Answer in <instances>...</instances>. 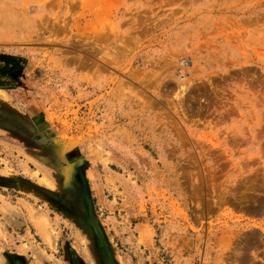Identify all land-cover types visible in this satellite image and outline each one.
Returning <instances> with one entry per match:
<instances>
[{"label":"rangeland","instance_id":"374dc122","mask_svg":"<svg viewBox=\"0 0 264 264\" xmlns=\"http://www.w3.org/2000/svg\"><path fill=\"white\" fill-rule=\"evenodd\" d=\"M0 52V264H264V0H0Z\"/></svg>","mask_w":264,"mask_h":264},{"label":"trees","instance_id":"16d2710c","mask_svg":"<svg viewBox=\"0 0 264 264\" xmlns=\"http://www.w3.org/2000/svg\"><path fill=\"white\" fill-rule=\"evenodd\" d=\"M0 59L6 61L5 63L0 65V76L11 75V72L16 69H22L23 67L19 62V60H23V58H21L20 56L0 52ZM0 85H3L1 80Z\"/></svg>","mask_w":264,"mask_h":264},{"label":"flooded vegetation","instance_id":"af4514ba","mask_svg":"<svg viewBox=\"0 0 264 264\" xmlns=\"http://www.w3.org/2000/svg\"><path fill=\"white\" fill-rule=\"evenodd\" d=\"M16 70L18 71L17 73H15L16 72ZM16 70H14L13 72H11V75H7L9 78H13L14 80H15V83L13 84V85H7V88L6 89H11V88H13L14 86L16 87V84H17V82H18V79H16V78H18V73H19V70L20 69H16ZM22 70V69H21ZM3 76H6V75H3ZM1 77V76H0ZM2 79H4V78H2ZM1 78H0V80L2 81V83L3 84H5L4 82H5V80H2ZM9 264H24L23 262H22V259L21 258H17V257H14V256H12L10 259H9Z\"/></svg>","mask_w":264,"mask_h":264},{"label":"water","instance_id":"95a60500","mask_svg":"<svg viewBox=\"0 0 264 264\" xmlns=\"http://www.w3.org/2000/svg\"><path fill=\"white\" fill-rule=\"evenodd\" d=\"M88 214H89V218H90V219L93 218V217L91 216V208H90ZM89 218H88V219H89ZM93 219H94V218H93ZM94 220H95V219H94ZM90 223L93 225V228H94L95 232H97L99 238L102 239L101 232H100L99 227H98V225H97V223H96V220H95V221H90ZM71 253H72V252H71ZM71 255H72L73 261L75 262V261L77 260L75 254L72 253ZM110 262H111V261L108 259V260H107V264H110Z\"/></svg>","mask_w":264,"mask_h":264},{"label":"crops","instance_id":"0c3cea01","mask_svg":"<svg viewBox=\"0 0 264 264\" xmlns=\"http://www.w3.org/2000/svg\"><path fill=\"white\" fill-rule=\"evenodd\" d=\"M2 53H6V52H2ZM8 54L17 55V54L9 53V52H8ZM5 62H6L5 60L0 59V65L3 64V63H5ZM22 69H23V67H22ZM20 70H21V69H20ZM20 70H19V71H20ZM17 72H18V71L16 70L15 73H17ZM0 78L2 79L3 77H0ZM4 83H5V82H4ZM6 88H7V85H6V84L0 85V92H1V91H4V90H7ZM0 129H1V128H0Z\"/></svg>","mask_w":264,"mask_h":264},{"label":"bare ground","instance_id":"6f19581e","mask_svg":"<svg viewBox=\"0 0 264 264\" xmlns=\"http://www.w3.org/2000/svg\"><path fill=\"white\" fill-rule=\"evenodd\" d=\"M93 220H94V219H93ZM93 220H92V221H93ZM37 224H38V223H37ZM39 225H40V224H39ZM38 227H40V226H38ZM38 227H37V228H38ZM38 229H40V228H38ZM43 234H44V233H43Z\"/></svg>","mask_w":264,"mask_h":264}]
</instances>
